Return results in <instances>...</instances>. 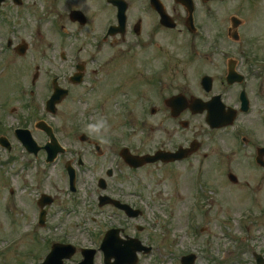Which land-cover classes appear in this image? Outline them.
Wrapping results in <instances>:
<instances>
[{
  "label": "flooded vegetation",
  "instance_id": "obj_1",
  "mask_svg": "<svg viewBox=\"0 0 264 264\" xmlns=\"http://www.w3.org/2000/svg\"><path fill=\"white\" fill-rule=\"evenodd\" d=\"M184 1L187 6L177 0H156L158 8L153 6L154 0H4L0 4L4 31L0 33V54L9 53L12 59L27 64L11 59V64L20 65L19 73L25 74L21 84L18 79L10 91L12 99L22 104L27 92L31 98L44 94L47 99L59 88L55 116L70 105L76 110L83 105L87 114L80 111L81 117L104 119L107 126L117 123L120 132L114 137L85 133L89 156L102 158L104 149L113 153V168L108 170H112L109 179L116 183L112 187L107 183L102 193L132 208L164 206L166 217L173 220L171 202L159 204L157 190L141 173L162 169L181 180L188 188L191 208L198 205L197 186L219 191L231 182L234 164L229 158L236 154L242 157L248 150L249 163L264 177V168L254 162L258 148L263 147L260 136L243 121L258 98V120L251 122L264 125V47L259 42L260 35L264 38V0ZM46 24L50 28L45 30V44H37ZM170 40L173 49L180 44L179 55L170 51ZM18 44L24 46L23 56L16 54ZM196 60L197 66L210 65V71L200 69L193 82L191 75L179 71ZM31 69L33 74L26 75ZM116 76L130 84L133 79L136 89L122 91ZM46 99L36 100L39 110ZM242 109L245 113L236 119L240 126L217 130L205 123L207 111L222 115ZM241 134L245 148L238 151L236 141L243 138ZM227 135L232 148L223 145ZM123 150L135 156L179 153L181 158L132 169L121 159ZM100 193L96 188L90 197L96 196L97 201ZM205 197L201 202L208 199ZM105 207L112 208L105 205L100 209ZM123 221L126 234L135 219Z\"/></svg>",
  "mask_w": 264,
  "mask_h": 264
},
{
  "label": "rangeland",
  "instance_id": "obj_2",
  "mask_svg": "<svg viewBox=\"0 0 264 264\" xmlns=\"http://www.w3.org/2000/svg\"><path fill=\"white\" fill-rule=\"evenodd\" d=\"M13 9L18 17L17 9L15 7ZM14 25L19 29L22 28L20 23ZM49 28L50 24H46L40 31V35L36 39L37 44H45L43 41L47 38L45 30ZM2 32L4 31L0 27V33ZM20 37L24 38L22 35ZM171 40L170 51L174 55H179L180 44H176L173 49L170 46ZM259 42L264 47L262 35L259 36ZM0 52H2V48H0ZM11 59L12 55L9 53L0 54V105L3 101L5 102L4 107L0 106V135L7 137L12 145L10 152L0 149V264L38 263L43 259L48 246L53 242H68L80 248H98V240L102 232L110 227L121 226L119 224L120 217L113 215L109 209L99 210L88 200L91 199L90 193L97 188V178H104L110 187L116 183V179L109 180L105 175V171L111 166L112 150L108 152L107 149H104L106 153L102 158L89 156L85 145L78 141L77 135L82 130L80 128L88 129L85 124L87 121H90L89 124L98 122L95 121L96 118L81 117L80 111L84 115L87 114V108L83 105H81V109L77 110L73 109L74 105H70L68 106L70 108L60 110L51 120L43 108L36 109L38 108L36 99H43L46 95L40 94L31 98L27 92L22 104L12 99L14 95L10 91L17 86L18 79L21 84L23 75H25L23 72L19 73L18 66L27 64L21 59H12L20 63L17 66L11 64ZM196 62L198 60L188 64L187 68L185 67L179 73L191 75L194 82L196 78L194 75H197L196 73L200 69V71H210V65L203 64V68L197 66ZM30 71L26 75H32V69ZM174 74L178 73H171V75ZM45 77V75L41 77V83ZM116 77L118 87L122 91L136 89L133 79L130 84L129 80L119 81V76ZM30 79L31 76L29 81ZM169 84L174 87L171 81ZM32 101H34V106ZM260 101L261 99L256 98L253 112L243 118V121L249 125L250 131L260 136L261 142L264 143V125L260 126L258 123L251 122V120L256 122L258 120L257 112L261 107ZM29 106H33L35 111H31ZM35 118L36 120L43 119L51 126L56 125L53 127L56 136L66 148L65 155L59 156L53 165L44 163L45 156L43 154H38L37 157L28 155L13 138L14 129L28 128L35 140L39 144H43L46 141L45 136L35 130L32 125ZM71 122L84 127L74 128L70 126ZM119 132L120 126L117 123H108L107 132L103 134L114 137ZM228 140H230L229 135L223 145L232 148L233 144ZM248 155L251 154L246 150L242 157L236 154L229 158L230 161L233 160V173L237 177L238 183L223 185L219 199L225 200V195H230V201L226 202L227 204L224 206L219 202L216 204L212 201L214 204L212 209L204 206L200 217L193 219L195 220L193 222L188 221L186 214L190 208V194L181 180L166 175L162 169L141 173V176L147 178L157 190L156 196L160 200L159 204L166 200L171 202L174 220L166 217L164 206L150 209L141 207L146 214L137 222L145 226V231L139 236L143 243H150L153 250L150 255L141 257L138 264H179L181 255L189 252L199 254V262L196 264H212L211 258L215 255L220 256L222 249H232L234 259L239 257L236 254L240 253L242 249L257 251L258 247L263 252L264 177L261 171L249 163ZM78 156L84 162L81 167H76ZM68 160L72 161L76 168L77 190L74 195L68 192L67 175L63 167ZM251 191L255 197L252 204L249 195ZM42 193H47L55 198L54 203L49 207L44 228L37 226L36 200ZM257 199L258 202H256ZM87 202L91 203L89 207ZM245 208L254 211L250 210L251 213L248 216L245 211L249 209ZM210 210L212 217H209L208 223L202 230L204 220ZM129 233L133 234L130 230ZM234 259L228 261L227 258L224 263L237 264ZM241 261L242 264H254L251 253L246 255L245 251ZM95 264H101L99 257L96 258Z\"/></svg>",
  "mask_w": 264,
  "mask_h": 264
},
{
  "label": "water",
  "instance_id": "obj_3",
  "mask_svg": "<svg viewBox=\"0 0 264 264\" xmlns=\"http://www.w3.org/2000/svg\"><path fill=\"white\" fill-rule=\"evenodd\" d=\"M41 128L50 137L51 143L47 144L44 149L46 150L47 155H48L47 160H52V158L57 153L62 152V150L57 145L50 129L43 127V126ZM16 136L19 139V141L24 145V147L27 149L28 152H32L34 154L37 153L39 148L36 146V144L31 139L28 131H17ZM2 144L4 145V143ZM159 158H161L160 155L152 157L151 159H145V160L139 159V162L140 164H143L144 161L153 162ZM72 175H73V172L70 171V176L73 177ZM44 202H49V200H45ZM118 243L114 245L112 240L110 239L107 244L106 242H104L102 246V250L104 251L105 255L107 257H112V256L115 257L116 262L113 264H135L136 263L135 252L138 250L139 244H136L135 246H133L135 243H131V244L127 243L126 245H124L125 246L124 248H120L118 247L120 246L118 245ZM73 253H74V249L69 246L55 245L53 246L52 252L50 253V255L47 256L43 264H63L62 259L71 256ZM91 253L93 254V252ZM184 263L191 264V261L184 259ZM80 264H93L91 260V254H89L88 258L82 261Z\"/></svg>",
  "mask_w": 264,
  "mask_h": 264
},
{
  "label": "clouds",
  "instance_id": "obj_4",
  "mask_svg": "<svg viewBox=\"0 0 264 264\" xmlns=\"http://www.w3.org/2000/svg\"><path fill=\"white\" fill-rule=\"evenodd\" d=\"M87 128L91 133L103 136V133L107 132V122L106 120L101 119L96 123L88 124Z\"/></svg>",
  "mask_w": 264,
  "mask_h": 264
}]
</instances>
